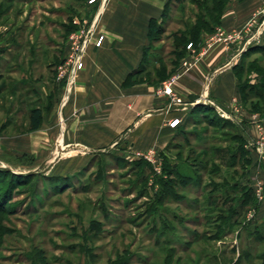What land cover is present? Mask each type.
I'll return each instance as SVG.
<instances>
[{"label": "rangeland", "instance_id": "rangeland-1", "mask_svg": "<svg viewBox=\"0 0 264 264\" xmlns=\"http://www.w3.org/2000/svg\"><path fill=\"white\" fill-rule=\"evenodd\" d=\"M220 1L170 0L162 17L166 32L161 33L162 40L148 48L150 62L141 78L158 82L154 66H169L177 57L173 55L172 35L186 31L187 24L196 23L207 8ZM4 2L0 9L8 12L0 15V47L12 50L6 52L8 63L0 62V86L6 83L9 87L0 94V123L5 121L0 131L4 136L1 141H5L0 146V264H235L239 255L243 256L238 264H261L264 239L257 236L264 235V216L243 226L247 218H253L250 211L264 200L257 195L260 185L253 188L252 203L240 206L243 187L249 186L245 183H253L244 160L233 167V152L222 151L237 144L227 140L219 124H210L207 117L197 116L198 123L178 134L175 142L182 145L181 150H173L169 157L178 171L189 175L192 171L188 163L212 156L200 168L201 184L193 182L183 187L174 183L178 195L184 196L164 195L161 201L157 200L161 186L156 176L163 175L164 160L158 153H145L151 160L145 155L130 160L129 140L122 136L115 146L86 154L85 160L70 164L66 154L73 150L56 155L50 132L29 130L30 108L44 105L43 96L33 91V82L45 81L47 92H53L50 47H59L58 58L62 60V48L68 47L64 36L70 18L88 17L89 12L80 6L81 0ZM81 29L87 30V26ZM29 60L38 61L40 66L36 69ZM243 61L241 78L247 81L255 74L248 65H264V54L259 50ZM30 67L34 81L25 88L21 75ZM168 68L169 72L174 69ZM64 78L56 81V95ZM12 86L14 90H10ZM46 114L50 119L51 110ZM224 131L241 133L233 126H225ZM38 136L45 138L40 142L42 147L30 146ZM180 155L185 161L178 160ZM214 167L219 172L211 174ZM234 182L239 186L233 187ZM215 183L222 185L218 191L213 190ZM228 193L231 200L227 202ZM233 209L237 212L232 220L240 223L224 237L212 238L221 222L217 217L225 214L231 219ZM121 257L123 263L117 261Z\"/></svg>", "mask_w": 264, "mask_h": 264}, {"label": "crops", "instance_id": "crops-1", "mask_svg": "<svg viewBox=\"0 0 264 264\" xmlns=\"http://www.w3.org/2000/svg\"><path fill=\"white\" fill-rule=\"evenodd\" d=\"M81 1L80 6L88 10V17L70 18L68 24L74 29L64 36L68 47L62 48V60L58 58L59 47L53 44L50 47L52 61L48 66L54 65L50 82L53 92H47L45 81L33 82L32 67L21 75L25 88L33 82V91L43 96L44 105L37 106L43 109V123L34 131L50 132L51 146L57 150L54 154L73 150L66 155L69 154L70 164H75L85 160L86 154L115 146L123 136L129 140L127 157L130 160L145 153L153 156L158 153L164 161L168 159L175 165L169 157L178 149L179 143L175 142L178 134L187 132L189 125L198 123L196 119L208 111L201 107L194 113V108L202 105L212 107V111L231 122L227 126L241 131L249 158L248 177L253 183H245L249 185L245 186L247 190L253 193L258 183L264 186V152L259 147L260 126L264 134V110L254 111L243 103L233 68L249 48L264 40V0H228L216 27L203 30L199 43L187 48L172 72L178 76L175 89L189 102L187 107L171 106L169 97L159 94L160 84L168 78L161 83L153 82L141 78L139 73L141 65L147 61L145 49L149 45L150 23L153 19L162 21L169 0H96L92 4L88 0ZM86 26L87 30L81 29ZM218 29L240 32L237 45L228 47L225 42L214 40ZM80 31L84 32L81 34ZM73 34H80L79 40L73 39ZM84 35L86 38L80 47ZM101 35L104 38L99 41ZM73 46L79 51L73 50ZM11 50L9 47L0 52L2 64L10 60L6 52ZM72 54H81V69L72 71V60L69 59ZM186 62H191L190 67L185 65ZM29 64L36 69L40 66L36 60H29ZM61 66L67 72L56 95L54 88L58 85ZM131 74L132 79L128 80ZM250 82H257L256 72ZM49 110L50 119L46 114ZM177 118L181 119V124L177 128L171 127L169 123ZM4 124L5 121L0 123V131ZM2 138L4 136H0V146L5 144ZM44 139L38 136L30 146L40 148ZM191 171L189 175L195 176L194 170ZM262 202L259 201L253 218H247L248 222L244 221L243 226L264 216V200Z\"/></svg>", "mask_w": 264, "mask_h": 264}, {"label": "trees", "instance_id": "trees-1", "mask_svg": "<svg viewBox=\"0 0 264 264\" xmlns=\"http://www.w3.org/2000/svg\"><path fill=\"white\" fill-rule=\"evenodd\" d=\"M4 1L5 0H0V7L5 4ZM6 1H13V0H6ZM227 2H228V0H221L218 3L216 2L215 5L209 7V9L207 8V13L202 15L200 20H198L194 24H190V25L187 24L186 25V31H184V32L178 31L172 35V37L174 39L173 45L175 48V51H174L175 53H173V55L177 56L176 59H174L170 63L172 68H174V69H172V71L169 72V68H168L169 66L167 65V63H162L159 66L155 65L152 71L160 78L159 79L160 82L158 81L159 83H161L164 79H166L170 73L175 71L177 65L179 64V61L181 60V58L186 53L187 45L189 43L197 45L200 41L202 31L203 30H213L214 26L220 22L222 11H223ZM169 4H170V0L165 6L163 15L165 14L167 6ZM0 11L2 12V13H0V15H3V16L6 15L8 12V10L3 11L2 9H0ZM216 15H217V18L214 19L216 17ZM212 20H214L215 22H213ZM164 25H165V19H163V18H162V21H160V22H159V20H156V19H153L151 21L150 28H149V45L145 49V55L148 54V52H147L148 48L152 47L151 43L156 42L158 40H162L161 33L163 34L166 32V30H165L166 28ZM73 29H74V26H72V25L68 24L66 26V31L68 33L70 31H72ZM2 50H3V48L0 47V52ZM259 50L264 54V40L260 45H255V46H252L251 48H249L248 51L242 55L240 61L237 64H235L233 67L235 74L237 76V79L239 81V87H240V92L242 95V101L246 106H248L249 108H251L254 111L264 110V65L261 63L257 64L256 62H252L248 65L249 70L257 73V82L256 83H251L250 79H247V81H242L241 74L244 71V67H245V65L243 63L244 62L243 60L245 59V57L248 54H251V53L259 51ZM146 62H145V64L143 63L141 65V67L139 69V73L142 74L148 70V65ZM2 78H3V74L0 73V80ZM131 79H132V74H131V76H129L128 80H131ZM127 83H128V81H127ZM6 89L8 90L9 87H7V84L4 83L3 85L0 86V94L2 92H4ZM10 90H14V86H12L10 88ZM201 107L206 108V110H208L202 116V118L207 117L210 120V124H212V125L219 124L220 128H222L221 132H223V134L226 136L225 138H227L231 142L237 144L236 146L233 145L232 147L230 146L227 148H224V147L222 148V151L233 152V154L231 156L232 166L234 167V166H236L237 162L244 160V162H245L244 166L246 168V166L249 164V158L246 157L247 152L244 148V143H245L244 137L240 133H230L229 131H224V127L227 126L228 124L231 125V122L229 120L223 119L217 113L212 111L213 110L212 107L197 105L194 108L195 109L194 113L196 112L197 108L200 109ZM43 118H44L43 109L41 107L35 106V107L30 108V114H29L30 127H29V130L34 131V130L39 129L43 123ZM197 122H199V120ZM227 135H229V136L227 137ZM185 140H187V139H185ZM180 147H182V145L177 144V148H179V150H181ZM218 148H221V147H217V149ZM215 151H216V149H215ZM207 153H208V151H207ZM179 154L180 153H178V156H179ZM210 159H212V158L205 155V156H203V160L201 159V160H198V162L195 161V162L188 163L189 166H191V170H194L195 176L184 174V173L178 171V166L172 165L168 159H167V161H164L163 175H157L156 176L157 181L159 182V184L161 186V194L158 196L157 200L158 201L163 200L164 195H166V196L173 195V196H175V198H178L180 196L183 197L184 195H178V192L174 188V186H175L174 183L179 182V184L183 187H187L188 185L192 184L193 182L201 184L202 173L200 172V168L202 165H205L204 162H210L209 161ZM178 160L179 161L184 160L182 158V155H180ZM145 161H146L145 163L150 165V163L147 160H145ZM138 163H140V162H137V164ZM215 170H217V171H215ZM214 172H216V173L219 172V169L217 167H214L213 170H210L211 174H213ZM28 175L29 174H26V176H28ZM223 184H224V182H223ZM239 184H240L239 182H234L233 187H237V186H239ZM221 186L222 185L215 183L213 190L218 191V189ZM243 189H244V192H243V195L240 197L239 201H240V206L245 207L246 205H249L252 203L254 194L250 190H247V187H243ZM210 197H212L211 191H210ZM210 200H211V202L213 201V199H210ZM230 200H231V195L228 193L225 201L228 202ZM216 204L218 205V202ZM236 212H237V210H234V209L230 211L229 217L231 219H227L225 214L219 215L217 217V219L221 220V222H218V220H217L218 223L216 226V231L212 235V238L220 239V238L224 237L230 231V228H232L235 225H238L240 223L237 220H232L233 214ZM97 225L101 226V223L98 222ZM257 237L259 239H264L263 238L264 235H262V236L258 235ZM242 256L243 255H239L235 264H238L240 262ZM259 258L262 261L261 264H264V252L259 255ZM117 261H120L119 263H123V261H125V259L121 257ZM114 263H117V262H113L112 264H114Z\"/></svg>", "mask_w": 264, "mask_h": 264}, {"label": "built area", "instance_id": "built-area-1", "mask_svg": "<svg viewBox=\"0 0 264 264\" xmlns=\"http://www.w3.org/2000/svg\"><path fill=\"white\" fill-rule=\"evenodd\" d=\"M96 0H89V3H95ZM80 34H73L72 38L73 39H78ZM241 33L238 31L234 32H225L222 29H218L217 34L213 37L214 40L217 41H223L227 44L228 47H234L237 45V41L240 38ZM258 37V34L256 35ZM255 36V37H256ZM104 38V35H101L99 37V41H102ZM193 47L192 43H189L187 45L188 49H191ZM72 49H76V47H72ZM70 59L72 60V71L74 69H81L83 67V62L81 61V54H72L70 56ZM185 65L187 67H190L191 62H186ZM66 68L64 66L60 67V74L59 78H63L66 74ZM178 76L173 75L170 78L164 80L159 88L158 92L159 94H164L169 97L170 100V105L171 106H180V107H187L189 106V102L185 101V99L176 91L175 89V84L177 81ZM181 124V119H174L169 123V125L173 128H177ZM259 129L261 130V135H260V142H259V147L262 148V151L264 152V134H263V128L260 126ZM150 154V153H148ZM146 154L145 157L149 158L150 160L152 157L150 155ZM257 190V189H256ZM264 194V188L263 186H260L259 189L257 190V195L259 198H263ZM251 217L255 214V211H250Z\"/></svg>", "mask_w": 264, "mask_h": 264}, {"label": "bare ground", "instance_id": "bare-ground-1", "mask_svg": "<svg viewBox=\"0 0 264 264\" xmlns=\"http://www.w3.org/2000/svg\"><path fill=\"white\" fill-rule=\"evenodd\" d=\"M58 152H60V151H58Z\"/></svg>", "mask_w": 264, "mask_h": 264}]
</instances>
